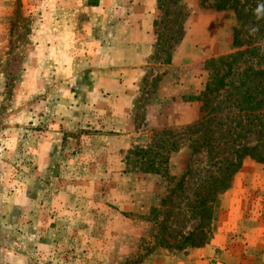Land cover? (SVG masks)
Masks as SVG:
<instances>
[{
	"label": "rangeland",
	"instance_id": "374dc122",
	"mask_svg": "<svg viewBox=\"0 0 264 264\" xmlns=\"http://www.w3.org/2000/svg\"><path fill=\"white\" fill-rule=\"evenodd\" d=\"M87 1L0 0V264L181 262L187 250L175 247L196 226L194 192L224 157L189 149L190 128L211 117L192 100L208 80L204 63L245 51L233 81L247 80L248 68L264 70V35L256 31L264 20L246 23L244 47L236 48L231 8L216 11L217 0H154L153 70L134 91L135 130L121 134L123 115L113 111L111 90L97 88L89 42L80 39L86 25L80 19L75 26L68 14ZM242 92L230 90L223 107L225 98L213 100L224 125L243 116L228 107L244 101ZM165 130L176 136H159ZM162 141L178 147L168 155L167 176L139 172L142 161L132 153L151 147L162 154ZM223 151L226 145L215 152ZM223 195L212 238L220 227L222 242L233 239L235 248L243 228L264 232L263 165L244 159Z\"/></svg>",
	"mask_w": 264,
	"mask_h": 264
},
{
	"label": "trees",
	"instance_id": "16d2710c",
	"mask_svg": "<svg viewBox=\"0 0 264 264\" xmlns=\"http://www.w3.org/2000/svg\"><path fill=\"white\" fill-rule=\"evenodd\" d=\"M256 2H259L260 5L254 6ZM229 3H232V5L230 6ZM246 5L249 8L246 9ZM212 8L216 11L231 8L236 13L239 22V29L235 30L234 35L236 48H242L245 44L239 38L242 27L250 22L255 28L264 20V0H233V2L230 0H217ZM263 27L264 24L256 30L258 34L263 32L264 35ZM245 54V51L237 52L204 63L208 80L204 90L192 100L200 102L202 111H208V115H211V117L201 118L195 126L190 128L193 130L192 135L195 138L190 140L189 149L194 154L205 151L207 156L210 157L219 154L224 157L216 160L213 164L217 167L214 176L204 180L200 190L194 192V202L190 210L193 218L197 219L196 226L188 234L181 237L183 244L186 245L180 248L175 247L176 250L197 249L210 242L215 229L219 198L231 188L234 176L240 170L244 159L249 158L264 166V70L248 68L243 71V76L247 80L241 79L238 83L233 81L235 71L240 67L236 64L237 59ZM249 83L253 85L252 89L247 87ZM230 90H234L238 95L245 91V97L243 102L234 101L236 106L232 104L228 106L235 110L238 109V112L243 113V116L237 118L239 122H232L227 126L222 122V118L216 116L221 112L219 106L216 105V108H213L211 104L213 100L225 98V101L221 100L223 107L233 96L230 95ZM223 109H226V107ZM169 135L171 138L176 136L170 130L162 131L159 134L163 137ZM251 139L253 144L246 143L247 140ZM160 143L166 149V151L162 150V154L154 152L151 147L145 150L136 149L132 153V156H140V161H142L139 172L148 175L167 176L168 155L176 152L178 147L175 142L171 141ZM219 145H226V151L216 153L215 151ZM203 147H205V150L201 151ZM185 175L179 180L176 190L182 186ZM163 232H165V228ZM170 236L172 235L168 233L167 237ZM163 239H165L164 235Z\"/></svg>",
	"mask_w": 264,
	"mask_h": 264
},
{
	"label": "crops",
	"instance_id": "0c3cea01",
	"mask_svg": "<svg viewBox=\"0 0 264 264\" xmlns=\"http://www.w3.org/2000/svg\"><path fill=\"white\" fill-rule=\"evenodd\" d=\"M68 14L75 26L77 20L84 21L86 28L82 25L81 29L85 33L79 35L80 39L89 42L88 55L93 58L92 66H96L93 72L99 76L97 88L111 90L113 97L110 101L115 103L113 111L123 115L122 127L116 131L121 134L134 132L135 127L129 122L134 107V91L153 70L152 59L157 52L153 27L155 1L88 0L84 4L75 2L73 11ZM165 98L170 99L169 96ZM172 104L183 106L177 99ZM183 119L179 116L177 122ZM242 231L244 233L235 239L241 244L234 248L233 239L222 242L223 231L218 227L207 245L188 249L183 261L172 264H264L263 227L243 228Z\"/></svg>",
	"mask_w": 264,
	"mask_h": 264
}]
</instances>
